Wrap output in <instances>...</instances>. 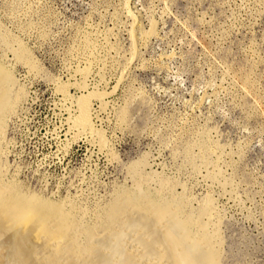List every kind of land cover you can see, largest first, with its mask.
<instances>
[{
  "label": "rangeland",
  "instance_id": "374dc122",
  "mask_svg": "<svg viewBox=\"0 0 264 264\" xmlns=\"http://www.w3.org/2000/svg\"><path fill=\"white\" fill-rule=\"evenodd\" d=\"M0 71L8 205L83 219L89 264H159L121 208L147 196L215 264H264V0H0ZM92 91L106 146L72 127Z\"/></svg>",
  "mask_w": 264,
  "mask_h": 264
},
{
  "label": "bare ground",
  "instance_id": "6f19581e",
  "mask_svg": "<svg viewBox=\"0 0 264 264\" xmlns=\"http://www.w3.org/2000/svg\"><path fill=\"white\" fill-rule=\"evenodd\" d=\"M89 69L88 68L83 69L84 71L81 72L83 78L85 79L87 78V76L89 75ZM0 74L4 82L9 80L8 76H6L8 78L6 80L5 76L2 73ZM3 81H0V104L2 103V98L3 97L6 98L5 96H3L4 94L6 95V93L3 92L5 88L3 87L4 89H2ZM7 83L9 82H6V84ZM62 91L65 94L69 93L66 91V88L64 87L62 88ZM104 96L105 94L103 93H99V92L95 93L93 91L89 92L86 95H82L76 102L78 103L77 105L78 114L72 117L71 119L72 127L74 128V130L77 131L79 135L90 133L92 134V136L94 135L98 139L99 141L98 144H100L101 146H106L105 143L107 142H105L106 139H104L105 137L103 136V132L96 129L95 124L93 122L92 101L94 100L99 101L101 105L103 103V99L105 98ZM6 100L7 99H5V101ZM15 100L17 102V99ZM15 104L16 103H14V105ZM13 108H15V106ZM2 126H4V124ZM1 183L2 181H0V264H35V262L39 263L40 258L43 260L45 264H80V263L89 264V260L91 258L90 256L93 255L92 253H91L92 255H90V251H92L93 249L90 250V246L87 243L88 241L86 242V239L83 240V236L85 233V229L82 224L83 219L79 221V220H75L74 218L72 219V217L71 219H69V217L67 218L64 216L61 217L59 216L60 221H53V222L49 221L48 223L44 216V214L47 211L45 210V212H42L41 210H39L41 209L40 207L38 211L32 209L29 212H22L18 210L15 206H10L7 204L5 197L6 192ZM146 197L140 198V200H136V201H132L133 198H130L129 201L127 200L125 203L121 204L124 205V208L123 207L121 208L124 209L125 214L129 212L130 214H132V216L139 218L142 221V223L144 221L145 222L148 221L147 226L149 229L146 226H144L146 227L147 230L146 233H148L147 234L148 236H153V234H155L154 232L161 235L160 238H162L161 240L163 241V242H159L162 243L161 245L158 243V241L157 242L155 241L154 244V242L149 241L151 240L150 239L151 237L150 238L146 237V241H147L146 245L148 246H145L147 249L145 250L144 254L139 253L141 257L142 255L147 256L146 258L155 257L157 258L159 264H215L213 258L208 256L207 252L204 251L201 243H199L196 240L197 237L195 238L194 236L195 234L194 235L190 234L189 230H187V228H185L179 222L180 220L178 221V219L174 215L175 212L172 213L173 211L170 210V208L167 205L161 204L158 201H157L158 203H155L156 201L152 202V200L149 201L147 200L148 197L147 198ZM31 207L32 205L30 206L29 209H31ZM118 218L120 220V217ZM123 218H125V215L124 217L123 216L121 217V220ZM121 220L119 222H121ZM106 224H108V222ZM172 228L175 229L174 232H173L174 229L172 230ZM116 229L119 230V228ZM116 229L103 228L101 230V235L100 234L99 235L107 239L111 235L113 234L115 235V233L117 232ZM88 237L91 238V236ZM163 243L165 249L164 247L163 249L159 247V246H163ZM156 244L157 245L159 244V246L157 247ZM124 249H126V247ZM188 249H191L193 252H189L190 250ZM119 253L118 255H116L117 253L115 254L113 253L115 255L113 256L114 257L113 260L110 258L111 256L109 257L111 261H114V264L140 263V260L134 259V257H136L138 253L136 256L133 255V258L128 257L129 263L125 259V256L127 255H125L124 258H122L123 255ZM37 258H39V260H37ZM130 258L134 259L135 261L131 260ZM95 261L94 263L93 262L91 263L96 264ZM137 261L139 262L137 263ZM146 261H145L146 264H152L150 262L147 263ZM106 263H108V260Z\"/></svg>",
  "mask_w": 264,
  "mask_h": 264
}]
</instances>
